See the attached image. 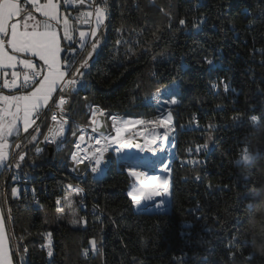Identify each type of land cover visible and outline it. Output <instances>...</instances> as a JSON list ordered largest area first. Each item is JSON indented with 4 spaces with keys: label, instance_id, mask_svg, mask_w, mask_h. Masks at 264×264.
Masks as SVG:
<instances>
[{
    "label": "trees",
    "instance_id": "1",
    "mask_svg": "<svg viewBox=\"0 0 264 264\" xmlns=\"http://www.w3.org/2000/svg\"><path fill=\"white\" fill-rule=\"evenodd\" d=\"M106 7L98 32L104 33V43L82 69L89 85L72 93L66 106L74 121L64 146L51 155L48 149L36 155L33 144L23 149L21 176L34 179L41 201L11 202L16 231L28 246L22 264H264V0H202L197 5L191 0H106ZM174 82L179 102L170 109L177 158L169 207V202L159 208L144 203L154 210H134L125 161L119 169L113 162L99 179H77L67 172L76 122L89 124L90 106L105 109L107 132H113L108 118L113 114L155 119L159 109L149 99ZM42 121L44 133L51 124L49 113ZM246 143L254 160L242 165L237 152ZM204 144L207 154L195 150ZM194 155L201 164L183 162ZM8 174L9 167L0 172V187ZM74 181L84 189L75 208L78 221L86 223L72 224L67 213L49 215L47 222L42 208L56 209L58 196L70 191L60 187ZM0 205L4 212L1 191ZM98 207L104 212L101 221ZM47 231L55 242L50 258L40 248ZM187 232L196 243L186 258L175 259ZM92 239L98 251L91 250ZM83 249H89L87 256ZM13 260L18 264L14 255Z\"/></svg>",
    "mask_w": 264,
    "mask_h": 264
},
{
    "label": "snow or ice",
    "instance_id": "2",
    "mask_svg": "<svg viewBox=\"0 0 264 264\" xmlns=\"http://www.w3.org/2000/svg\"><path fill=\"white\" fill-rule=\"evenodd\" d=\"M86 3L88 10L79 12L74 17V21L75 24L90 25L94 19L96 27L91 28L90 31L76 28L71 14H62L60 11L62 4L84 6ZM34 12L39 13L43 19H37ZM106 14V0H45L44 3H41V0H0V81H2L0 83V167L11 166L13 149L21 150L15 160V166L20 167V162L24 161L26 156L23 149L28 144H33L35 151L41 152L43 149L39 146L40 143L59 145L63 142L66 126L69 124L65 106L69 103L71 93L81 83L82 69L89 66V61L96 52L99 45V40L96 39L97 31L103 24ZM179 23L183 25L185 21L182 19ZM76 32L79 35L78 39L74 38ZM62 40L70 44L63 46ZM89 44L91 50L88 49ZM65 51L74 56L77 51L81 54L86 52V56L79 61V66L74 68L75 59L64 58L62 53ZM207 63L211 64L212 61L208 60ZM18 66L21 70H16ZM7 69L12 71L9 73ZM212 87L215 88L217 85L213 84ZM224 87L227 90L228 85L225 84ZM4 90H9V94H5ZM160 92L158 88L156 95L159 96ZM157 102L160 101L157 100ZM178 102L175 95L163 101L168 105H176ZM45 110L51 113L52 123L47 126V132L42 133L40 124L37 122L41 121L42 115H46ZM89 112V124L97 125L92 127V132L98 133V129H103L105 123L101 121L98 124L97 117H104L105 109L99 105H92L89 107ZM108 118L112 121L115 135H104L103 131H99L97 135L88 137L94 143L89 144L87 149L81 147V142L85 140L84 128L77 125L81 134L74 145L76 150L71 154V160L76 166L74 171L88 161L91 171L99 172L105 153L112 145H117L115 148L117 153L133 147L141 152H154L153 145L158 139L157 129L170 128L172 113L169 109L166 115L161 113L154 120H124L115 114ZM251 119L256 122L258 117L252 116ZM117 122H120L123 127L117 126ZM132 124L143 125L146 133L137 132L132 136H125L127 126ZM149 126H151L150 130H148ZM29 129L32 130L30 134ZM22 133L28 134L25 140H20ZM40 135H43V141H39ZM73 135L75 136L76 133L73 132ZM137 136H143V144L133 142ZM12 138L19 142L14 143ZM102 140L103 143H101ZM162 141H168L167 130L163 134ZM201 147L207 148L208 145H198L195 150L198 152ZM188 151L191 152L192 149L189 148ZM253 160L252 153L245 147L237 162L247 165ZM188 162L197 163L195 160ZM127 171L134 178L127 193L133 206L140 207L155 197L170 194L167 177L150 175L135 167H129ZM162 171L169 172L170 169L167 165H163ZM66 188L70 191L63 197V202L75 215L76 201L72 199V195H79L84 189L73 184H68ZM17 194L18 190L13 188L12 195ZM61 202V198H57V205H61ZM163 203L164 201L161 200L156 207H161ZM63 210V207L57 208L58 212ZM74 222L86 223L83 218ZM46 235L49 237L47 254L51 257L53 255L50 247L51 233ZM12 239L13 237L6 232L4 217L0 213V264H13L12 249L15 246L19 251V246L13 245ZM20 239L22 240L23 237ZM89 243L92 251H98L95 239L90 240ZM24 251L27 252L26 247ZM82 252L87 256L89 249H83Z\"/></svg>",
    "mask_w": 264,
    "mask_h": 264
},
{
    "label": "built area",
    "instance_id": "3",
    "mask_svg": "<svg viewBox=\"0 0 264 264\" xmlns=\"http://www.w3.org/2000/svg\"><path fill=\"white\" fill-rule=\"evenodd\" d=\"M191 1L195 2L196 5H197V4H200L202 0H191ZM69 6H70V8H69V12L68 13L71 14V17L73 18V22H74V26L75 27L87 28L89 31H90L91 28H95L96 27V24H95V20L94 19L92 20V22H91L90 25L75 24L74 17L79 12L88 10L87 3L84 6H77V5H69ZM107 13H108V10H107ZM106 16H107V14H106ZM74 38L77 39L76 36H74ZM69 44H70V42H67L65 44V46H68ZM82 56H83V54H81L79 51H77V53L75 54V56L72 53H69L67 51H65L63 53V57L64 58L69 59V60L75 59V64L77 63V61L79 59L82 58ZM75 64H74V66H75ZM18 69L21 70L20 69V66L18 67ZM10 78L11 77L9 76V79ZM0 83H2V81H0ZM88 85H89V82L84 77H82L81 83L77 85L76 90L73 91L72 93H77L81 89H85ZM69 101H70V99H69ZM151 101H153L152 97L149 99V102H151ZM45 112H46V115H42L41 116V121L47 116L48 113H49V116H51V113L50 112H48L47 110H45ZM164 114H167V112L164 113ZM106 115H107V112L105 111V116ZM67 117L69 118V124L66 126L65 135L63 137V142L62 143H59V145L58 144H54V143H48L49 145H54L56 147V150H59L60 148H62L64 146V142H65V139H66V136H67L69 127H70V123L72 121H74L68 115H67ZM132 118L131 117L130 118L127 117V118H123V119L124 120H129V119H132ZM136 119H143V118H136ZM143 120H150V119H143ZM41 121H38L37 123L40 124ZM51 123H52V121H51ZM171 123L173 124V130H174L175 127H174L173 114H172V121H171ZM76 124L77 125H81L84 128L85 140L83 142H81V147L84 148V149H87L89 147V144L94 143V141H90L88 139V137L93 136V135H97L99 133V130H98V133H93L92 132V127H95V125L82 124V123H78V122H76ZM121 126H123V125H121ZM150 129H151V126H149V129L148 130H150ZM139 130H141L142 132H145L146 133V129H145V127L143 125H136V124L128 125L127 130H126V133H125V136H132L134 133H137ZM30 131H32V130H30ZM113 131H114V128H113ZM77 132L78 133H77V136H76L74 145H75V143H76L79 135L81 134V131H80L79 128L77 129ZM103 133H104V135H109L110 136V133H112V132H103ZM136 138H137V141L144 142L143 136H138ZM103 142L104 141L102 140L101 143H103ZM157 142H158V140L156 141V143ZM173 144H174V147L176 149L175 139L173 141ZM201 146H203V145H201ZM116 147H117V145H112L109 148L108 152L105 153L104 161L102 162V164L100 166V171L99 172L93 173L91 171V165H89L88 161H85L84 162L85 168H84L83 171L78 172L77 169L74 171L73 169L76 166L74 165V163H72L71 165H69V167L67 169V172L71 176H73V177H75L77 179H84L88 175L91 176L93 179H99V178H102L104 175H106V173H107L110 165L113 162L116 164L117 168L119 169L120 168V163L123 162V161H125V162H127V163L130 164L129 166L125 167V169H124V171L127 174H128V171L127 170H128L129 167H135V168H138L141 171L151 172V173H153L155 175H159V174H162L163 173L162 166L163 165H167L168 168L170 169V171L167 172V174H168V181H169L170 199H169L168 205L165 208L169 207L171 205V203H172V165H173V161L177 158L176 153L173 154V156L169 157L170 159L168 161L169 150H168V148L163 147L162 148V151H160V152H162L164 155H163V157H161V161L159 163H154V164H148V163H146V164H144L141 161H139L137 158L134 159L132 157L124 156V151H123L124 149L120 153H117L115 151V148ZM156 147H157L156 144L153 145V148L154 149H156ZM245 147H247L248 150H249V152L252 153L251 152V149L249 148V145L246 143L237 152V158H238V160L240 159L242 150ZM16 150L17 149H13L12 150L13 151V155H12V159L10 161L12 163V165H11V167L9 169V174H8V178L6 180V183L0 187V191L2 193V203H3L4 217H5V222H6V227H7V230H8V234L13 237V239H12L13 245H18L19 246V251H17L16 250V247L14 246L13 249H12V253H13V255H14L17 263L18 264H22L23 259L21 260V257H24V255H26L28 253V246L26 245L24 239H22V240L20 239L21 236L16 231V228H15V210H14L11 202H12V200L14 198H18V199L24 198V199H31L34 204H39L40 201H41V198H40V195L38 193L36 184L34 183V179L30 175L15 176V172H14V162H15ZM75 150L76 149L73 148V151H75ZM156 150H158V149H156ZM198 152L207 154V148L201 147L200 148V151H198ZM192 154H194V151L192 152ZM81 155H83V153H81ZM252 155H253V153H252ZM206 157H207V155H206ZM191 160H195V161H197L198 164H201V160L197 156H195V155L192 156V158H190V159L183 160V162L188 163V161H191ZM194 164H196V163H194ZM131 179H132V182H131V184H132L134 178L131 177ZM195 179H196V181L199 182L201 180V174H197L195 176ZM68 184L79 185L80 187H82L81 184L79 182H77V181L67 182V183L63 184L60 187V191H62V192L67 191L68 189L66 188V186ZM16 186L20 189V192L16 196H13L12 195V189L14 187H16ZM208 187H209V184H208ZM63 197H64L63 194H61V195L58 196V198H61V201L62 202H63ZM133 208H134L135 211H140V210H154V209L145 208L143 206H140V207L133 206ZM82 209H83V211H88L89 210V204H88L87 201H83L82 202ZM97 210L99 211V215H98V219L97 220L98 221H101L102 218H103V216H104V212L99 207H98ZM159 210H161V209H159ZM9 217H10V219H9ZM187 224H191V223L190 222H187ZM47 233H51V232L50 231H47L43 235H41L42 241L40 243V248H42L43 250H45L46 251V254L48 253V246H49V237L46 235ZM50 241H51L50 247H51V250H52V252L54 254L55 253V248H54V245H55L54 243L55 242H54V237H53L52 233H51ZM195 243H196V240H195L194 236H192L191 233L187 232L186 233V236L184 238V241L182 243L181 253H180V255L178 257L176 256L175 259L176 258H180V259L181 258H186L188 256L189 250L193 247V245ZM25 247L27 248V252L24 251V248ZM233 254H234L233 252L230 253V259L231 260L234 258L233 257L234 256ZM47 256H48V254H47Z\"/></svg>",
    "mask_w": 264,
    "mask_h": 264
},
{
    "label": "rangeland",
    "instance_id": "4",
    "mask_svg": "<svg viewBox=\"0 0 264 264\" xmlns=\"http://www.w3.org/2000/svg\"><path fill=\"white\" fill-rule=\"evenodd\" d=\"M99 32V31H98ZM98 32H97V38L96 39H98L99 40V45H98V47H97V49H96V51H98L100 48H101V46L103 45V43H104V33L102 32V33H100V34H98ZM90 50H91V47H90ZM86 56V55H85ZM84 56V57H85ZM84 57L82 58V60L84 59ZM160 90H161V92H160V95L159 96H157L156 95V92L154 93V95H153V97H152V99L157 103V106H158V109H159V115H161V113H166V112H168V110L170 109V107L171 106H173V105H168V104H165V103H163V101H165V100H168V99H171V97H172V95H175V98L178 100V97H177V83L176 82H174V83H172V84H170V85H167V86H164V87H162V88H160ZM157 100H159L160 102L158 103L157 102ZM158 115V116H159ZM109 117V116H108ZM121 118H124V117H121ZM150 120H154V119H150ZM109 122H110V124L112 125V121L109 119ZM122 124L120 123V122H117V126H120V127H123V126H121ZM168 131V140L169 141H167V144H168V150H169V154L171 153V154H175L176 153V150H175V147H174V144H173V141H174V135H175V132H174V130H173V124L171 123V125H170V128L169 129H165V128H159V129H157V131H159V133H160V135H162V136H159L158 134H157V136L160 138V139H162V137H163V134L165 133V131ZM115 135V131H113L112 133H110V136H114ZM156 149H158L159 151H162V148L164 147L159 141L156 143ZM21 150H17V152H16V156L19 154V152H20ZM169 154H168V157H169ZM164 155V154H163ZM16 156H15V160H16ZM159 158H160V155H159ZM25 162V159H24V161H22V162H20V167H16L15 166V162H14V169H15V176H21L22 174H23V172H22V168H21V166H22V164ZM11 163V162H10ZM11 165H12V163H11ZM11 167V166H10ZM10 167H9V169H10ZM17 190H18V193L20 192V189L19 188H16ZM69 191H67L66 193H65V195L68 193ZM76 197H77V195L76 194H73L72 195V199L75 201V199H76ZM166 200H168V199H164L163 201H166ZM157 203H159V202H157ZM153 204V203H152ZM64 205V206H63ZM157 205V204H156ZM39 207H42V205H40ZM58 207H63L64 208V210L62 211V212H58L57 211V208ZM74 207H75V205H74ZM57 208L56 209H48V208H42V210H43V212H44V214H45V216H46V220H47V222H50L49 221V219H48V217H49V215H56V216H59V215H62V214H64V213H67L68 215H69V218H70V221H71V223L72 224H75V223H77V222H74V221H78V219H79V214H78V212H77V210H76V208H75V215H73V213H72V211H71V209H69L65 204H64V202H61V205H58L57 206Z\"/></svg>",
    "mask_w": 264,
    "mask_h": 264
},
{
    "label": "bare ground",
    "instance_id": "5",
    "mask_svg": "<svg viewBox=\"0 0 264 264\" xmlns=\"http://www.w3.org/2000/svg\"><path fill=\"white\" fill-rule=\"evenodd\" d=\"M166 115V114H165ZM130 120H136V118H132V119H130ZM128 127V126H127ZM138 132H142L141 130H139ZM125 133H126V131L124 132V135H125ZM157 134L159 135V136H162V135H160V133H159V131H157ZM138 137V136H137ZM165 148H169L168 147V144H167V142H163L162 141V139H160L159 137H158V139H157ZM169 141V140H168ZM134 143H141V144H143L144 142H139V141H137V138L135 137L134 138V141H133ZM124 151V156H128V157H132V158H134V159H138L139 161H141L142 163H144V164H146V163H148V164H154V163H159L160 161H161V157H163V153L162 152H160V151H158V150H156L155 149V151L154 152H148V151H144V152H141L139 149H137V148H127V149H124L123 150ZM159 155H160V158H159ZM171 156H173V154H169V157H171ZM168 157V161H169V158ZM150 175H155V174H153V173H151V172H148ZM157 177H160V176H165V177H167L168 178V174H167V172H164L163 171V173L162 174H159V175H156ZM168 200H166V201H164V203H167V202H169V199H170V196L167 198ZM148 206H152V205H156V204H158V203H153V204H148L147 202H145ZM163 203V204H164Z\"/></svg>",
    "mask_w": 264,
    "mask_h": 264
},
{
    "label": "crops",
    "instance_id": "6",
    "mask_svg": "<svg viewBox=\"0 0 264 264\" xmlns=\"http://www.w3.org/2000/svg\"><path fill=\"white\" fill-rule=\"evenodd\" d=\"M45 2V0H41V3H44ZM69 8H70V6L69 5H61V9H60V11H61V13L62 14H67L68 12H69ZM34 15H36V17H37V19H43V17L39 14V13H36V12H34ZM105 20H106V17H105V19H104V22H103V24L105 23ZM102 24V25H103ZM101 25V26H102ZM100 26V27H101ZM100 27H99V29H100ZM76 28H78L79 30H83V31H89L87 28H79V27H76ZM99 29H98V31H99ZM97 31V32H98ZM61 35H62V31H61ZM75 36L77 37V39L79 38V35H78V32H76L75 33ZM68 41H63L62 40V45L63 46H65V44L67 43ZM89 46V50H90V44L88 45ZM62 55H63V53H62ZM84 57V56H83ZM82 57V58H83ZM82 58L81 59H79L78 61H77V64H75V65H77V67L79 66V61H81L82 60ZM19 67V66H18ZM18 67H17V69L16 70H19L18 69ZM7 71L10 73L11 71H12V69H7ZM4 92H5V94H9V90H4ZM31 129H29V133L31 132L30 131ZM27 134H23L22 133V135H21V137H20V140H22V138L24 137V136H26ZM12 140H13V142L15 143V142H19V141H16L15 140V138H12ZM6 167H0V172L2 171V170H4ZM15 172V171H14ZM14 188H18L17 186L16 187H14ZM0 213H2L3 214V217H4V212H2V208H1V205H0ZM4 222H5V217H4ZM5 228H6V232L8 233V230H7V227H6V222H5ZM13 264H14V260H13Z\"/></svg>",
    "mask_w": 264,
    "mask_h": 264
},
{
    "label": "water",
    "instance_id": "7",
    "mask_svg": "<svg viewBox=\"0 0 264 264\" xmlns=\"http://www.w3.org/2000/svg\"><path fill=\"white\" fill-rule=\"evenodd\" d=\"M101 121H103L104 123H105V127L103 128V129H98L99 131H103V132H107V130H108V128H107V123H106V117L104 116V117H97V122H98V124L101 122ZM97 125H95V127H96ZM43 139H44V137H43ZM43 139L41 140V141H43ZM43 150L41 151V152H36L35 151V149H34V153L36 154V155H39V154H41L45 149H48V151L50 152V155L51 154H53V152H55L56 151V147L54 146V145H49L48 143L47 144H45V143H40V145H39ZM84 168H85V164H81L80 166H79V168H77V170H78V172H81V171H83L84 170Z\"/></svg>",
    "mask_w": 264,
    "mask_h": 264
}]
</instances>
